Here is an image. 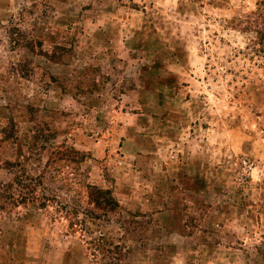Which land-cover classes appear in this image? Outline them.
<instances>
[{
	"label": "rangeland",
	"instance_id": "1",
	"mask_svg": "<svg viewBox=\"0 0 264 264\" xmlns=\"http://www.w3.org/2000/svg\"><path fill=\"white\" fill-rule=\"evenodd\" d=\"M256 1L0 0V264H264Z\"/></svg>",
	"mask_w": 264,
	"mask_h": 264
},
{
	"label": "trees",
	"instance_id": "2",
	"mask_svg": "<svg viewBox=\"0 0 264 264\" xmlns=\"http://www.w3.org/2000/svg\"><path fill=\"white\" fill-rule=\"evenodd\" d=\"M245 22V30L249 28L250 31L254 33L252 39H250L249 45L247 48L252 52V54L257 55L261 61L264 59V0H257L256 1V8L255 10L251 11L249 15L246 17ZM240 26V23L239 25ZM264 62V61H263ZM63 159H70L64 158ZM88 197V203L92 205V208L89 209L88 212L93 215V217L97 218H106L105 220H112L115 221L120 220V226L125 227L129 226L132 222L138 226H143L144 222L141 221H133L132 219H120L121 211L118 203L110 196V192L105 189L98 188L95 185H85ZM75 213V212H74ZM129 217H135V214H128ZM78 223L81 224L82 220L77 219L74 225ZM73 225V226H74ZM133 226V225H132ZM94 245L95 250H99L100 253L106 255L115 254L113 257L114 259H119L122 256V249L124 246L119 244H114L112 242H106L103 236L98 238H93V241H90ZM262 257L264 259V246H260ZM157 249V247H156ZM260 250V249H259ZM93 254V253H92Z\"/></svg>",
	"mask_w": 264,
	"mask_h": 264
}]
</instances>
